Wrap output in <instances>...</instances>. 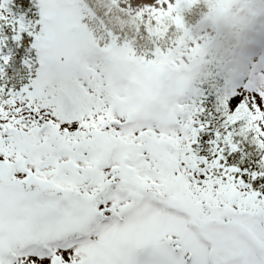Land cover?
<instances>
[{
    "label": "snow or ice",
    "instance_id": "1",
    "mask_svg": "<svg viewBox=\"0 0 264 264\" xmlns=\"http://www.w3.org/2000/svg\"><path fill=\"white\" fill-rule=\"evenodd\" d=\"M0 264H264V0H0Z\"/></svg>",
    "mask_w": 264,
    "mask_h": 264
}]
</instances>
